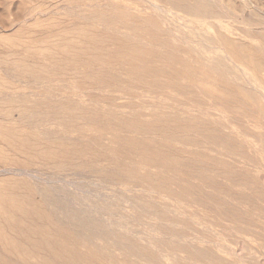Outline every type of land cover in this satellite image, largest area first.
<instances>
[{
  "label": "rangeland",
  "instance_id": "1",
  "mask_svg": "<svg viewBox=\"0 0 264 264\" xmlns=\"http://www.w3.org/2000/svg\"><path fill=\"white\" fill-rule=\"evenodd\" d=\"M10 176L91 228L111 191L108 264H264V0H0Z\"/></svg>",
  "mask_w": 264,
  "mask_h": 264
},
{
  "label": "bare ground",
  "instance_id": "2",
  "mask_svg": "<svg viewBox=\"0 0 264 264\" xmlns=\"http://www.w3.org/2000/svg\"><path fill=\"white\" fill-rule=\"evenodd\" d=\"M151 5H153L152 2ZM118 43H122V41L118 39L113 40L114 45ZM44 96L51 97L48 92H45ZM92 98L94 99V96ZM107 98L110 99V96H105V99ZM76 99L73 95L71 97V102L76 103L79 106H85L86 104L87 106H94L95 103L97 104V101L100 100V98L97 99L96 97V100L94 99V102H84V100L82 101V99H80L78 96H76ZM99 160H104V158L99 157ZM104 175H106V172L103 174V176ZM120 175L121 174H119L118 176ZM109 176L110 175L107 174V177ZM105 177L106 176H104L103 178L100 177L101 179L99 180H102L104 181V183H106L103 184L104 186H101L104 187V189L106 190L110 189L109 187L111 185V182L107 177ZM119 179H122L121 176L119 177ZM102 181H98V183L102 184ZM25 182V179L22 180L21 178L19 180H16V178L12 176L0 178V240L7 249L8 254L7 255L0 249V264H108V258H106L107 255L110 256V258L112 257V259L116 262L123 258H126V255L123 256V253L116 252L117 249L113 250V248H109L108 250H106L103 248L102 250V247H98L103 246V243H106L107 238L111 237L110 239L112 241H121L124 240L126 237L128 238V236L130 235L128 233H126L128 234L127 236L125 233H117L116 229H112L111 232L108 228V231L107 229L104 230L105 228L103 229V227L111 223L108 222L110 221V218H112L111 214H108L110 206L108 207V209L106 208V205L108 203H111L108 201L111 200L108 196L110 195V193H112L111 191L109 194L107 192H104V194L102 193L103 191L98 192L105 196L104 200L102 199L101 201L96 202L97 205L100 207L97 208L96 205H89V212H93V209L94 212H96V215H91V218L94 219V221L96 220L100 223L101 221L103 223H106V225L104 224L105 226L103 225L100 228H91L88 225H84L87 223L86 220L83 218H79L78 216V214H81L80 212L82 210L80 207L74 210L75 204L73 203V201L83 203L81 204L82 207L85 203L84 200H91L89 197L85 198L78 195L79 199L77 200L74 197H70V193L64 192L62 206H47L44 200L45 196L43 195H46L48 198L49 196L53 197L54 194L52 192L51 194L53 195H49L47 192L49 196L47 194H38L37 191H34L33 189L27 187L28 185L26 186L27 183ZM16 183H19L20 187L18 186V184L16 185ZM138 188L140 190L145 191L144 188ZM125 189H127V187ZM85 191L93 193L87 188ZM115 192L119 191L117 190ZM71 205H73V209H70ZM103 205L106 207H103ZM113 205L115 208V205L117 204H113L112 202V206ZM117 206L119 207V205ZM114 208L112 212L114 211ZM64 209L70 210L72 212L71 215L73 214L72 218L83 224L76 225L74 223L69 222L67 219H64L63 217L61 218L59 216V213L61 211L59 212V210ZM117 210H120V208ZM100 211L102 215L100 214ZM114 212H116V215L114 216L115 213H112V216L116 217L117 211ZM120 219L122 220L123 217ZM120 219L118 220L120 221ZM114 221H112V223ZM116 222L118 223V221ZM124 223H122L121 221V223H118V226H122ZM114 225L112 227H114ZM140 230H142L144 233L143 229ZM132 239H134V236Z\"/></svg>",
  "mask_w": 264,
  "mask_h": 264
}]
</instances>
